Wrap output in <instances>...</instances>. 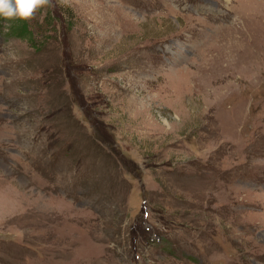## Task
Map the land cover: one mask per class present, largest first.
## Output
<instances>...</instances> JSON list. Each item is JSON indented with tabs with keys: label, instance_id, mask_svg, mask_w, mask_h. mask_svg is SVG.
<instances>
[{
	"label": "rangeland",
	"instance_id": "obj_1",
	"mask_svg": "<svg viewBox=\"0 0 264 264\" xmlns=\"http://www.w3.org/2000/svg\"><path fill=\"white\" fill-rule=\"evenodd\" d=\"M0 264H264V0L3 18Z\"/></svg>",
	"mask_w": 264,
	"mask_h": 264
},
{
	"label": "clouds",
	"instance_id": "obj_2",
	"mask_svg": "<svg viewBox=\"0 0 264 264\" xmlns=\"http://www.w3.org/2000/svg\"><path fill=\"white\" fill-rule=\"evenodd\" d=\"M50 0H0V16L5 19H32L38 9L47 6Z\"/></svg>",
	"mask_w": 264,
	"mask_h": 264
},
{
	"label": "trees",
	"instance_id": "obj_3",
	"mask_svg": "<svg viewBox=\"0 0 264 264\" xmlns=\"http://www.w3.org/2000/svg\"><path fill=\"white\" fill-rule=\"evenodd\" d=\"M3 16H0V24L1 22L3 21ZM28 27L27 24H25L23 21L22 23L18 21V24H14L13 25V29L16 30V34H21V35H24V31H26V28Z\"/></svg>",
	"mask_w": 264,
	"mask_h": 264
}]
</instances>
